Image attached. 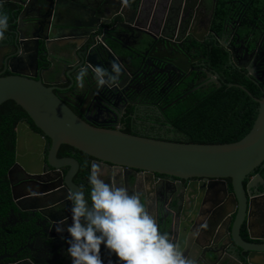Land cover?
Instances as JSON below:
<instances>
[{"label": "water", "instance_id": "95a60500", "mask_svg": "<svg viewBox=\"0 0 264 264\" xmlns=\"http://www.w3.org/2000/svg\"><path fill=\"white\" fill-rule=\"evenodd\" d=\"M73 1L78 9L66 0H34V4L13 1L17 14L16 45L20 46L23 42L20 37L25 36L37 45L43 43L45 54L59 63L71 65L73 55L78 56L81 60L78 67L68 73L72 75L68 78L70 83L76 85V75L85 70L83 84L90 87L96 80L90 66L111 73L108 50L97 39L90 41L84 34L91 17L99 18L98 15L112 8L114 13L107 28L99 29L108 32L116 42L121 40L120 31L138 33L139 49L147 48L158 38L147 29L148 19L134 24L136 11H131L130 18L125 16L126 6L120 8L122 0ZM68 31H72L73 36ZM163 47L169 49V38L163 40ZM150 52L156 53V46ZM79 67L81 70L77 74L73 72ZM50 69V75L57 79L59 69L55 63ZM133 69L128 63L123 75H132ZM120 82L117 78L115 83L119 84L115 88L121 86ZM10 100L26 112L36 129L28 122L16 127L15 161L7 177L12 200L20 212H38L46 217L52 228L59 223L66 229L71 224L65 211L67 204L69 210L72 207L69 194L81 190L73 182L79 164L72 157H57L59 147L68 145L93 158L94 164L111 165L128 172L142 171L150 178L158 174L176 179L180 188L173 214L161 220L164 230L160 232L179 246L190 264H264V191L257 193L253 190L255 185L244 187L243 184L264 163V92L261 99L254 98L259 106L251 131L242 140L223 145L168 142L94 126L68 106L79 107L69 93H55L41 80L18 72L0 77V106ZM82 102L86 103L84 97ZM63 168H69L65 175L59 171ZM17 171L26 177L18 184V187L24 186L20 192L15 191L12 184V176ZM226 179L231 180L230 190ZM179 191H183L182 194ZM33 192L37 195H32ZM206 197L213 199L206 201ZM57 210L63 212V216ZM257 216L263 224L260 235L253 232L251 223ZM244 225L246 238L242 236ZM68 239L66 231L48 233L41 242L51 252L49 257L44 253L42 260L57 258V264H71L67 254ZM100 256L105 259L103 264H118L115 255L103 245ZM7 258L16 259V255ZM38 258L31 254L26 262L37 264Z\"/></svg>", "mask_w": 264, "mask_h": 264}, {"label": "flooded vegetation", "instance_id": "af4514ba", "mask_svg": "<svg viewBox=\"0 0 264 264\" xmlns=\"http://www.w3.org/2000/svg\"><path fill=\"white\" fill-rule=\"evenodd\" d=\"M13 1L0 0V15L8 17L5 37L0 40V77L12 76L18 72L41 80L46 86L52 87L55 93H69L72 101L79 105L75 107L68 104L72 111L97 127L120 129L124 132L130 122L133 135L177 140V136L169 133L171 127L165 115L169 107L194 94V97L212 95L216 90L224 91L223 87L244 88L249 84L259 86L264 81V0H224L226 13L223 19H219L217 15L222 0H128L129 6L123 12L125 16L130 18L131 11H136L134 24L140 19H148L147 29L158 37L151 41L150 46L140 48L141 50L137 46L138 33L120 31L121 40L116 42L108 32L100 30L101 27L107 28V23L111 21L114 13L112 8L101 16L98 15L99 18L91 17L84 30L85 36L90 41L97 39L108 50L112 63H117L122 68L117 77L121 79V86L115 88L119 83L114 82L101 89L98 85L94 87L96 80L90 87H84L83 84L82 88L77 81L76 85L70 83L68 78L72 75L68 73L73 67H78L81 61L75 54L70 65L52 59L45 54L43 43L39 42L37 45L25 36L20 37L22 44L16 45L14 31L17 14L14 13L16 5ZM24 1L34 4V0ZM66 1L78 9L73 0ZM122 7L123 4L120 8ZM73 23L76 24V21ZM68 34L73 36L72 31H68ZM167 38L169 49L163 47V40ZM155 46L157 52H150ZM53 63L59 69L57 79L50 75ZM128 63L134 66L131 72L133 74L123 75ZM90 67L95 74V68ZM78 70L81 68H76L73 72L77 74ZM71 84L73 85L70 86ZM81 94L86 103L82 102ZM26 122L36 130L29 118L18 124ZM65 157L75 159L74 155ZM93 164L94 159L91 158L89 177ZM98 165L102 169L101 179L126 189L130 196L138 195L147 212L160 224L159 230H164L161 220L173 214L174 201L178 197L177 190L180 187L176 179L158 174L150 178L142 171L128 172L114 169L111 165ZM68 169L59 171L65 175ZM129 175L136 176L133 178ZM80 176L79 167L73 182L84 192ZM25 178L18 171L14 173L12 184L15 191L20 192L24 188L23 185L18 187V184ZM226 183L230 190L229 179H226ZM248 184L255 185L253 190L257 193L264 191L261 173L252 174L248 178ZM9 189L11 194L10 182ZM182 192L179 191V194ZM84 195L90 205V199L85 193ZM211 199L213 197H206L204 200ZM12 205L6 216L0 214V258H4L0 264H30L26 259L31 254L42 257L46 253L49 257L51 251L41 241L48 233L57 234V225L52 228L46 217L38 212H20L13 200ZM69 208L67 204L65 213L71 221ZM57 211L63 216V212ZM242 236L246 238L245 225ZM13 255H16V259L7 258ZM51 260L38 258L37 264L58 263L57 258ZM102 260L105 261L103 258Z\"/></svg>", "mask_w": 264, "mask_h": 264}, {"label": "clouds", "instance_id": "9594fccd", "mask_svg": "<svg viewBox=\"0 0 264 264\" xmlns=\"http://www.w3.org/2000/svg\"><path fill=\"white\" fill-rule=\"evenodd\" d=\"M122 4L127 6L128 0H122ZM7 26V15H0V40L4 39ZM121 71L117 63H112L111 73L96 67L97 85H112ZM85 75V70L77 75L81 88ZM101 175V166L93 164L89 177L90 205L82 190L71 192L68 199L72 204V222L66 229L59 224L55 229L68 234L67 254L71 264H103L102 245L115 255L118 264H190L179 246L167 234H161L140 197L106 183Z\"/></svg>", "mask_w": 264, "mask_h": 264}, {"label": "trees", "instance_id": "16d2710c", "mask_svg": "<svg viewBox=\"0 0 264 264\" xmlns=\"http://www.w3.org/2000/svg\"><path fill=\"white\" fill-rule=\"evenodd\" d=\"M225 13L226 4L222 0L218 6V18L223 19ZM244 88L246 91L233 86L223 87L224 91L216 90L212 95L194 97V94L169 107L165 112L171 127L169 133L179 139L157 140L199 145H223L242 140L251 131L257 117L259 105L254 98L261 99L264 81L259 86L249 84ZM25 118H28L26 112L11 100L0 106V214L4 216L13 207L7 174L15 161L16 127ZM131 130V124L128 122L124 133L133 135ZM73 155L80 167L84 193L90 199L91 157L68 145L59 147L58 157ZM256 173H261L264 179V163ZM247 182L248 179L244 181V187Z\"/></svg>", "mask_w": 264, "mask_h": 264}, {"label": "crops", "instance_id": "0c3cea01", "mask_svg": "<svg viewBox=\"0 0 264 264\" xmlns=\"http://www.w3.org/2000/svg\"><path fill=\"white\" fill-rule=\"evenodd\" d=\"M251 223H252V226H253V232L256 234V235H260L262 234V231H263V224L259 218V216L255 217V218H252L251 220ZM39 259H41V256L39 257Z\"/></svg>", "mask_w": 264, "mask_h": 264}, {"label": "bare ground", "instance_id": "6f19581e", "mask_svg": "<svg viewBox=\"0 0 264 264\" xmlns=\"http://www.w3.org/2000/svg\"><path fill=\"white\" fill-rule=\"evenodd\" d=\"M159 86V85H158ZM155 87V86H154ZM171 87V86H170ZM151 90H153V89H151ZM218 102V101H217ZM220 102V101H219ZM9 158V157H8ZM7 160V159H6ZM4 167V166H3Z\"/></svg>", "mask_w": 264, "mask_h": 264}]
</instances>
